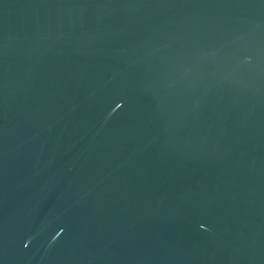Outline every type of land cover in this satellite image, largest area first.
<instances>
[{"label":"water","instance_id":"obj_1","mask_svg":"<svg viewBox=\"0 0 264 264\" xmlns=\"http://www.w3.org/2000/svg\"><path fill=\"white\" fill-rule=\"evenodd\" d=\"M0 264H264V0H0Z\"/></svg>","mask_w":264,"mask_h":264}]
</instances>
